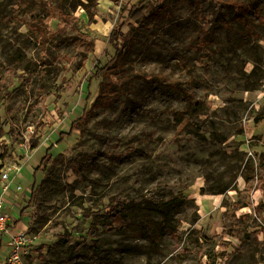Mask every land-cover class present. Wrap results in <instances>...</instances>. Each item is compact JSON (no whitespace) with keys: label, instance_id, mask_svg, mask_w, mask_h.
Returning a JSON list of instances; mask_svg holds the SVG:
<instances>
[{"label":"rangeland","instance_id":"1","mask_svg":"<svg viewBox=\"0 0 264 264\" xmlns=\"http://www.w3.org/2000/svg\"><path fill=\"white\" fill-rule=\"evenodd\" d=\"M138 1L98 0L93 17L76 8L80 19L70 33L89 35L94 50L78 70L62 63L57 79L45 87V109L36 105L42 87L36 73L20 71L0 95V134L8 124L16 134L15 149L7 134L0 135V184L2 170L16 179L6 211L12 219L24 213L12 234L0 236V264H96L91 253L103 264H191L187 236L222 234L225 203L235 200L250 202L237 214H252V230L263 226L264 22L247 12L253 36L241 44L248 28L224 4L211 21L214 41L202 48L198 34L208 16L206 2L164 0L166 18L150 34L135 32L125 67L112 73L132 81L108 106H94L102 80L95 73L114 55L109 34L129 22ZM2 4L10 8L6 0ZM59 23L55 10L46 22L10 25L1 37L0 61H8L16 47L35 59L39 38L59 32ZM157 73L186 82L198 101L183 122L176 123L171 111L188 109L184 97L137 76ZM62 131L71 134L58 142ZM47 152L51 157L35 173ZM178 193L187 195L178 213L181 238L167 233L153 244L103 227L102 209L110 202L143 204ZM85 212L98 215L87 219ZM258 239L264 240V232ZM224 240L228 253L240 246L236 238ZM16 246L20 261L14 263L9 256ZM262 257L264 252L245 248L236 264H264Z\"/></svg>","mask_w":264,"mask_h":264},{"label":"trees","instance_id":"2","mask_svg":"<svg viewBox=\"0 0 264 264\" xmlns=\"http://www.w3.org/2000/svg\"><path fill=\"white\" fill-rule=\"evenodd\" d=\"M163 1L139 0L130 9L127 17L129 22L115 25L112 28L108 37V44L114 50V55L106 65L99 68L95 73L96 77L102 75V80L101 90L94 101V106H108L113 98L122 93L126 84L132 81L133 77L127 75L115 79L112 73L116 72L118 68L123 69L125 67V61L130 56L131 45L137 40L135 32L150 34L158 26L159 21L166 18L167 7ZM203 1L206 2V15L208 16H206L205 24L198 34V43L202 48L207 46L209 41H214V38L211 37L212 34H210L211 21L215 11L221 14V8L224 4L232 8L236 20L248 28V32L242 35L241 44L246 43L253 36L249 19L245 16L247 12L264 22V16H261V11H264V0ZM6 3L10 8L3 6V4L0 6V45L4 30L10 25H26L30 20L46 22L53 16L55 10L58 11L61 30L50 37L39 38L40 51L35 59L28 57L21 47H16L11 54L6 56L8 61H0V95L9 87V80L20 77V71L36 73L42 80L41 94L36 105L45 109L44 103L48 95V93L45 94L47 92L45 87L52 86V83L57 79L62 63L68 62L75 70H78L87 63L89 53L94 50L95 42L89 35L82 32L79 35L71 34L70 31L77 29V23L80 19L74 12L76 8L81 6L90 17H93L96 13L98 0H6ZM210 4H214V8L209 7ZM125 25L128 27L127 30L124 29ZM137 76L149 82H158L184 97L188 109L171 111L176 123L183 122L188 117L189 108L198 104L186 82L180 79L171 80L158 73ZM2 134H7L10 137L15 149L16 134L13 125L8 124V129L2 131L0 135ZM70 134L71 131H62L59 134L58 142L63 141L65 136ZM50 157L51 154L47 152L34 172L36 173ZM261 184L264 189V179H261ZM186 200L187 195L182 198V193H178L169 197L146 199L143 204L128 201L110 202L102 209L101 215L105 220L103 227L111 231L129 232L132 235L143 237L153 244L160 243L167 233H171L175 238H181L182 221L178 213ZM225 206L227 218L222 234L187 236L184 248L186 252H191L193 255L191 264H236L238 254H241L245 248H253L257 253L263 254L264 240H259L258 234L264 232V224L259 229L252 230L250 224L252 214H237L241 208L250 206V202L235 200L226 202ZM96 215H98L96 212L83 213L87 219ZM23 216L24 213L21 211L20 218L11 219L8 222V227L10 229L15 228ZM95 224H97L96 220L92 223V227ZM225 236L236 238L240 242V246L236 247L232 253H228L229 243L224 240ZM217 246L220 250H217ZM91 258L96 264L104 263L102 258L93 255V253H91ZM260 260L263 261L264 257Z\"/></svg>","mask_w":264,"mask_h":264},{"label":"built area","instance_id":"3","mask_svg":"<svg viewBox=\"0 0 264 264\" xmlns=\"http://www.w3.org/2000/svg\"><path fill=\"white\" fill-rule=\"evenodd\" d=\"M16 179L8 172L2 170V183L0 184V236L12 234V229L8 227V222L12 219L11 215L6 211V208L11 204L14 191H10L12 185L17 183ZM22 190V186L17 184L16 191ZM20 243V241H18ZM11 243V242H10ZM9 260L15 262L20 261V249L18 246L11 248Z\"/></svg>","mask_w":264,"mask_h":264},{"label":"crops","instance_id":"4","mask_svg":"<svg viewBox=\"0 0 264 264\" xmlns=\"http://www.w3.org/2000/svg\"><path fill=\"white\" fill-rule=\"evenodd\" d=\"M10 221H11V219H10ZM21 223H22V222H19V223L17 224V226H19Z\"/></svg>","mask_w":264,"mask_h":264}]
</instances>
